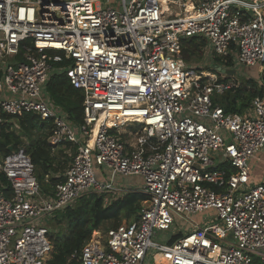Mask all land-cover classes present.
<instances>
[{
	"label": "built area",
	"instance_id": "2783aa9c",
	"mask_svg": "<svg viewBox=\"0 0 264 264\" xmlns=\"http://www.w3.org/2000/svg\"><path fill=\"white\" fill-rule=\"evenodd\" d=\"M263 9L264 0H0V125L36 114L52 122L48 144L75 148L50 194L23 147L0 155V264H47L43 217L130 191L145 195L137 218L94 232L75 264H264V181L251 182L250 165L264 150V98L225 112L212 98L238 84L207 80L182 57L183 39L203 38L225 68L263 74ZM59 72L83 93L82 123L46 94Z\"/></svg>",
	"mask_w": 264,
	"mask_h": 264
},
{
	"label": "trees",
	"instance_id": "16d2710c",
	"mask_svg": "<svg viewBox=\"0 0 264 264\" xmlns=\"http://www.w3.org/2000/svg\"><path fill=\"white\" fill-rule=\"evenodd\" d=\"M182 43V57L185 61L202 58L206 46L203 38L189 37L183 39ZM213 59L215 63L221 62L219 58ZM220 64L230 66L231 62L229 60L225 64L223 62ZM55 65L60 66L62 63ZM212 72L219 74L215 68ZM219 80L227 81L228 79L219 78ZM263 80L264 74L259 78L244 79L223 94L214 95L213 103L222 106L225 112L242 113L255 97L264 98ZM45 90L52 105L61 108L71 123L83 122V93L71 85L65 72L53 73ZM9 118L6 117V119ZM51 126V120H43L32 113L14 118L13 123L0 125V155L7 154L10 146L13 149L23 147L34 164L41 191L46 194L52 193L56 184L63 180V172L75 153V148L70 143L58 146L48 144L47 136ZM221 166L222 164L219 167ZM0 179L7 184L1 172ZM144 198L145 195L142 193L130 192L105 204L103 194L93 193L82 197L64 210L56 211L51 219L59 226L64 223L66 229L51 237L53 250L47 264H67L68 262L75 264L76 260L71 256H77L80 253L93 231L98 230L107 221L112 223L111 226H116L123 219L135 220L140 202ZM179 236H173L172 241Z\"/></svg>",
	"mask_w": 264,
	"mask_h": 264
},
{
	"label": "rangeland",
	"instance_id": "374dc122",
	"mask_svg": "<svg viewBox=\"0 0 264 264\" xmlns=\"http://www.w3.org/2000/svg\"><path fill=\"white\" fill-rule=\"evenodd\" d=\"M220 63H221L220 61H219V63H215L214 62V59L211 58L210 54H207L206 51L203 52V55H202V58L201 59H198V60L193 59L190 62H187L186 61L187 68H193V66H197L198 67L197 69L205 71L206 72V77H207L206 79L207 80L210 79V76L209 75L210 74H213L212 73V69L215 68L217 70V67L218 66L224 67V65L223 64H220ZM234 67H235L234 70H236V73L233 74V75L232 74L231 75L223 74V73H220L217 70L219 72V74L217 73L218 79L219 78L220 79L221 78H227L230 82H234V83L239 84L244 79H248L250 77H254V78L258 77L259 78V74H260V68H259V66L236 65ZM256 75H258V76H256ZM24 139H25V143H27L26 142L27 141L26 138H24ZM260 168H261V171L264 169V162L260 166ZM260 168H259V171H260ZM195 218H198L199 219V217H195ZM125 221L126 220L123 219L121 221V223L122 222H125ZM41 223H45L43 225H45V226L48 227L51 237L57 235L59 233V231H61V230L64 231L66 229L64 223H62L61 226H59L49 216L43 217L41 219ZM111 225H112V223L110 221H107V222H105V223H103L101 225L100 229L93 231L92 234H94V232H97L98 231L99 234L101 236H103V234L106 231V229L109 228V227H111ZM177 230H178V227L177 226L174 229H170L168 231L157 230L155 232V235L152 238H153V240H156V241L165 242L172 234L178 233ZM150 264H153V262L151 261Z\"/></svg>",
	"mask_w": 264,
	"mask_h": 264
},
{
	"label": "crops",
	"instance_id": "0c3cea01",
	"mask_svg": "<svg viewBox=\"0 0 264 264\" xmlns=\"http://www.w3.org/2000/svg\"><path fill=\"white\" fill-rule=\"evenodd\" d=\"M263 11H264V9H263ZM261 72L262 71H260L259 77L262 75ZM256 76H258V75H256ZM263 162H264V151L257 153L254 157L251 158L250 165H251V182L252 183L264 181V169L261 171V168H260V166L263 164ZM221 164H222L221 168H228V166L226 164H224V163H221ZM219 166H220V164H219ZM259 168H260V171H259ZM96 173H97V176L99 178H101V179L105 178V174L102 171H99V169H96ZM116 181H118L122 185H124L125 188H129V187H131V185L139 186L142 184V180L140 177L121 178V177L117 176ZM130 192H135V191H130ZM130 192H128V193H130ZM137 193H139V192H137ZM103 196H104V203L105 204L110 203L115 199L123 197L121 195L118 198H114L111 196V194H103ZM141 202H140V204H141ZM131 221H133V220H131Z\"/></svg>",
	"mask_w": 264,
	"mask_h": 264
},
{
	"label": "water",
	"instance_id": "95a60500",
	"mask_svg": "<svg viewBox=\"0 0 264 264\" xmlns=\"http://www.w3.org/2000/svg\"><path fill=\"white\" fill-rule=\"evenodd\" d=\"M217 70L220 73L227 74V75H231V74L233 75V74L236 73V70H234V69H227V68H224V67H221V66H218ZM9 149L12 150V147L10 146Z\"/></svg>",
	"mask_w": 264,
	"mask_h": 264
},
{
	"label": "bare ground",
	"instance_id": "6f19581e",
	"mask_svg": "<svg viewBox=\"0 0 264 264\" xmlns=\"http://www.w3.org/2000/svg\"><path fill=\"white\" fill-rule=\"evenodd\" d=\"M96 128H97V125H94V130H96ZM92 138L90 139V144H92Z\"/></svg>",
	"mask_w": 264,
	"mask_h": 264
}]
</instances>
